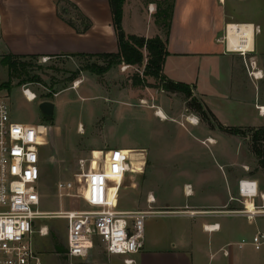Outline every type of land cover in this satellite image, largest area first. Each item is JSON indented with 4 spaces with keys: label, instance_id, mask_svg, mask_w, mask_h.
I'll list each match as a JSON object with an SVG mask.
<instances>
[{
    "label": "rangeland",
    "instance_id": "rangeland-1",
    "mask_svg": "<svg viewBox=\"0 0 264 264\" xmlns=\"http://www.w3.org/2000/svg\"><path fill=\"white\" fill-rule=\"evenodd\" d=\"M150 1L153 2L152 14L165 32L164 13L171 0ZM138 4L132 2V5ZM66 8L65 17L69 19L72 16L75 24L79 25L80 19L75 10L68 4ZM3 56L0 55V84L8 79ZM22 61L28 63L27 75L13 77L8 89H0V96L8 103L14 120L36 124L44 135L40 150L39 209L47 214L35 221L36 231L32 236L41 264H72L75 260L79 261H72L65 254L66 220L56 213L101 208L100 204L91 200L89 190L98 188L94 174L101 173L105 152L112 148H137L124 150L136 157L139 155L141 164L133 166L131 173H139L142 182L136 190L124 186L129 184L131 174H128L124 185L117 192L114 209H148L144 197L149 194V190L159 201L168 205L191 203L199 195L207 197L216 194L226 199L230 191L226 189L229 180L224 173L230 171V163L233 164V172L238 166V170L248 176L243 180L250 182L252 187L244 190L245 196L252 195L255 180V201L262 200L259 195L260 192L264 193V172L251 151L250 136L220 133L222 130L215 125L212 117L208 115V122L187 106L190 98L182 92L162 89L159 79L142 74L143 67L128 65L124 69L125 64L120 63L102 75H96L81 69L88 63L102 62L96 57L54 55L45 60L38 57L24 58ZM178 64L183 66L187 81L193 80V73H196L193 58H168L165 74L170 76L167 65L173 68ZM73 73L77 76L72 80ZM135 75L144 78L145 84L134 85L132 79ZM23 86L35 93L33 101L23 96ZM193 96L203 103L199 97ZM45 100L54 103L53 113L49 117L44 116L39 109V103ZM158 108L165 113V119L155 115ZM161 110L159 113L164 115ZM190 119L195 123L191 124ZM210 127H214V131ZM210 137L216 141L209 142ZM221 152L227 155L228 162L220 157ZM196 176L203 179L200 194L187 195L186 188L193 191L197 188ZM109 179L115 180L117 177ZM63 181L71 182L72 188L58 191L57 184ZM110 184L105 179V186ZM185 184L189 185L185 187ZM92 194L95 192L92 191ZM246 200L251 201L249 198ZM151 208L156 212L144 219L145 237L148 225H156L157 232L166 233L172 223L179 219L172 213L157 211L155 205ZM235 215L229 214L227 217L234 219L237 217ZM238 217H243V221H239L243 222L244 231L251 234L252 224L247 220L250 218ZM42 228L44 234L39 233ZM103 256V247L96 241L92 258L101 260Z\"/></svg>",
    "mask_w": 264,
    "mask_h": 264
},
{
    "label": "crops",
    "instance_id": "crops-1",
    "mask_svg": "<svg viewBox=\"0 0 264 264\" xmlns=\"http://www.w3.org/2000/svg\"><path fill=\"white\" fill-rule=\"evenodd\" d=\"M133 1L139 4L132 5ZM66 4L75 5L76 8L71 6L75 12H80L90 21L85 32H78L76 26L68 22L64 15ZM152 5L150 0H124L122 26L128 34L166 39L168 54L162 73L168 76L165 63L170 57L175 60L193 58L196 64L193 80L187 81L180 64L173 68L167 65L170 70L167 78L189 84L192 94L200 98L223 126H264V113L259 112V106L264 108V0H173L167 37L152 11L148 10ZM69 19L74 22L72 16ZM231 24L248 29L250 26L251 46L245 45V56L229 44L227 28ZM117 49L108 0H0V55L71 56L76 53L116 52ZM256 70L258 75L253 77L250 72ZM213 129L210 127L211 131ZM211 139L216 141L212 137L208 141ZM219 155L228 162L227 155L222 152ZM140 161L139 155L133 156V166H140ZM230 166V171L224 173L229 180L226 189L230 191L226 199L216 194L201 197L203 179L199 176H196L195 191L185 189L187 195H199L191 203L168 205L149 190L154 202L148 203L146 194V208L155 205L157 211L172 213L179 219L166 233L157 232L156 225H148L143 246L131 255V264H264V240L259 249L252 243L256 233L264 234V214L250 217L239 212L246 204L251 205L252 202L259 206L264 201L256 202L255 198L247 201L240 195L238 182L248 176L239 171L238 166L234 172L233 164ZM144 171L145 166L142 175ZM128 174H131L129 184L124 185ZM141 183L139 173H131L130 170L125 174L121 187L124 185L136 190ZM229 214L237 217L228 219ZM238 216L250 218L247 220L252 224L251 234L244 231L243 222L239 221H243V217ZM124 258L123 255L104 252L101 260H95L98 264H126ZM78 262L75 260L72 264Z\"/></svg>",
    "mask_w": 264,
    "mask_h": 264
},
{
    "label": "built area",
    "instance_id": "built-area-1",
    "mask_svg": "<svg viewBox=\"0 0 264 264\" xmlns=\"http://www.w3.org/2000/svg\"><path fill=\"white\" fill-rule=\"evenodd\" d=\"M148 10L151 12L152 8L148 7ZM244 39L240 37L238 42L243 43ZM235 49H239L242 56H245L244 49ZM41 58L45 60L47 56ZM123 67L125 69L128 65ZM258 72L256 70L250 73L257 77ZM22 94L27 100L35 97V93L25 86ZM259 112L264 113L263 106H259ZM43 136L40 126L14 120L8 103L0 96V264H41L32 236L36 231L35 221L47 214L39 209L40 150ZM133 156L122 148H112L105 152L102 171L94 174V182L98 188L89 190L91 200L100 204V209L64 210L58 214L66 220L65 254L70 260L78 259L77 264H98L92 258L96 241L102 245L105 254L125 256L126 264H131V255L142 248L144 219L156 211L151 206L138 210L113 208L122 180L133 167ZM110 177L117 179L110 180ZM105 179L111 183L109 186H105ZM253 181V193L248 197L244 190L252 185L243 179L238 182L240 195L245 199L257 196V183ZM70 188L72 183L69 181L57 184L60 192ZM259 196L264 201V193L260 192ZM147 202H154L151 194L147 195ZM239 212L250 217L264 214V203L256 206L251 202L249 207L246 204ZM43 231L42 228L39 233L44 234ZM263 240L264 234L261 232L252 237L256 249L260 248Z\"/></svg>",
    "mask_w": 264,
    "mask_h": 264
},
{
    "label": "trees",
    "instance_id": "trees-1",
    "mask_svg": "<svg viewBox=\"0 0 264 264\" xmlns=\"http://www.w3.org/2000/svg\"><path fill=\"white\" fill-rule=\"evenodd\" d=\"M111 15H112V27L117 42L116 52H102V53H76L71 56H90L101 59L102 62H91L83 66L81 69L88 70L96 75H102L103 73L110 70L113 66L124 63L127 65H136L143 67L142 74L144 76H150L161 81L160 86L164 90L173 92H182L186 97L190 98L187 106L194 109L202 115V118L210 121L209 116L213 118L216 122V126L229 134L236 136H246L248 134L251 140V151L256 156L258 165L264 172V126L257 128H240V127H226L223 126L214 117L211 111L206 107L205 104L197 101L193 94L189 84L173 81L168 79L162 73V67L165 57L168 54L166 48V39H161L159 36L154 37H143L135 34H128L124 31L122 26V7L124 0H108ZM72 7L76 8L75 5L71 4ZM65 12V8H64ZM173 12V0L168 4V10L164 13L166 22L165 35L168 36L170 19ZM78 18L80 19V24L76 25L71 19L68 22L72 24L78 32H85L90 27V21L78 13ZM24 58H38V56L33 55H16V54H6L3 56V64L7 68L8 79L0 84V89H8L11 86V79L13 77H19L21 75H27L26 63L22 61ZM80 69V70H81ZM78 73V71H76ZM73 73L72 80L77 76ZM70 79V80H71ZM134 85H144L145 79L139 75L133 77ZM209 115V116H208ZM211 126H213L211 124Z\"/></svg>",
    "mask_w": 264,
    "mask_h": 264
},
{
    "label": "bare ground",
    "instance_id": "bare-ground-1",
    "mask_svg": "<svg viewBox=\"0 0 264 264\" xmlns=\"http://www.w3.org/2000/svg\"><path fill=\"white\" fill-rule=\"evenodd\" d=\"M249 29H250V26H248ZM240 28V29H239ZM249 29L243 25H240V26H237V25H229L228 26V30H227V37H228V40H229V44L230 46H232L233 48H240V49H244L245 48V45L246 47H250L251 46V32H249ZM240 37H245L244 39V42L243 43H239V38ZM29 97L32 98V94L29 93ZM36 98V95L35 97L33 98V100ZM32 99L29 100V101H33ZM161 109H156L157 111V114L155 113L156 116H158L159 118L161 119H165L166 118V115L164 114L163 116L159 113ZM191 123H195L194 120H189ZM197 122V121H196ZM211 142H214L212 139L210 140ZM189 190V188H188ZM250 205H248L249 207ZM62 213V212H60ZM59 213H56V215H58ZM209 226V225H208ZM210 226H213V225H210ZM209 226V227H210ZM215 228V227H214ZM44 232V231H43Z\"/></svg>",
    "mask_w": 264,
    "mask_h": 264
},
{
    "label": "water",
    "instance_id": "water-1",
    "mask_svg": "<svg viewBox=\"0 0 264 264\" xmlns=\"http://www.w3.org/2000/svg\"><path fill=\"white\" fill-rule=\"evenodd\" d=\"M39 109L44 116L49 117L53 113L54 103L47 100L42 101L39 103Z\"/></svg>",
    "mask_w": 264,
    "mask_h": 264
}]
</instances>
